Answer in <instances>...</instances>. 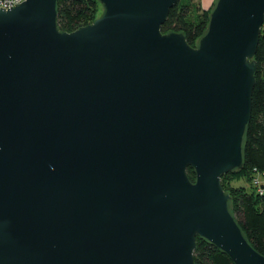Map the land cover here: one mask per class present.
Instances as JSON below:
<instances>
[{"label":"water","instance_id":"water-1","mask_svg":"<svg viewBox=\"0 0 264 264\" xmlns=\"http://www.w3.org/2000/svg\"><path fill=\"white\" fill-rule=\"evenodd\" d=\"M0 7V264H196L202 238L264 264L222 176L244 165L264 0H216L196 46L179 0ZM192 167L196 179L188 175Z\"/></svg>","mask_w":264,"mask_h":264},{"label":"trees","instance_id":"trees-1","mask_svg":"<svg viewBox=\"0 0 264 264\" xmlns=\"http://www.w3.org/2000/svg\"><path fill=\"white\" fill-rule=\"evenodd\" d=\"M57 4V26L62 31L80 29L101 16L98 13L101 3L97 0H58ZM212 9L213 7L209 10L201 8L196 0H179L171 8L162 31L165 33L182 31L186 35L187 42L196 46L198 39L207 31ZM260 39L256 55L257 84L252 94V120L245 146V165L239 171H231L223 175L221 183L225 191L232 196V212L247 238L256 250L264 254V26ZM232 173H235L239 180L244 179L248 185H232L228 191L225 188L224 177ZM188 175L192 180L196 179L192 167L188 168ZM255 178H259L262 183V193L257 191L253 183ZM197 241V248L194 251L196 264H234L227 254H223L210 242L202 238H198Z\"/></svg>","mask_w":264,"mask_h":264},{"label":"rangeland","instance_id":"rangeland-1","mask_svg":"<svg viewBox=\"0 0 264 264\" xmlns=\"http://www.w3.org/2000/svg\"><path fill=\"white\" fill-rule=\"evenodd\" d=\"M196 1L199 2L200 6L202 8V6H203L202 0H196ZM98 9H99L98 10L99 15H102V9H103V7L101 5H99V8ZM224 184L226 185L225 188L228 191L231 189V186L232 185H236V186L243 185V184H247L248 185V183L244 179L243 180H241V179L239 180V178L236 176L235 173L226 175L224 177Z\"/></svg>","mask_w":264,"mask_h":264},{"label":"built area","instance_id":"built-area-1","mask_svg":"<svg viewBox=\"0 0 264 264\" xmlns=\"http://www.w3.org/2000/svg\"><path fill=\"white\" fill-rule=\"evenodd\" d=\"M25 0H0V7H4L6 9L8 8H12L13 5L15 4H21L23 3ZM257 191H259L260 193H262V183H260L259 178H255L253 181Z\"/></svg>","mask_w":264,"mask_h":264},{"label":"crops","instance_id":"crops-1","mask_svg":"<svg viewBox=\"0 0 264 264\" xmlns=\"http://www.w3.org/2000/svg\"><path fill=\"white\" fill-rule=\"evenodd\" d=\"M216 0H202L203 6L202 8L209 10L213 7V4L215 3Z\"/></svg>","mask_w":264,"mask_h":264}]
</instances>
